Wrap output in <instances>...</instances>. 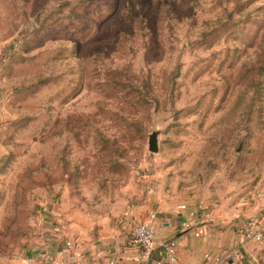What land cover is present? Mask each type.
<instances>
[{"label": "rangeland", "instance_id": "1", "mask_svg": "<svg viewBox=\"0 0 264 264\" xmlns=\"http://www.w3.org/2000/svg\"><path fill=\"white\" fill-rule=\"evenodd\" d=\"M193 192L264 213V0H0V264Z\"/></svg>", "mask_w": 264, "mask_h": 264}, {"label": "crops", "instance_id": "2", "mask_svg": "<svg viewBox=\"0 0 264 264\" xmlns=\"http://www.w3.org/2000/svg\"><path fill=\"white\" fill-rule=\"evenodd\" d=\"M148 199L129 203L111 215L90 218L82 213L80 216L77 212L66 213L65 208H60L52 213L57 218L55 231L48 230L44 244L30 256L41 258L45 264H164L161 244L174 238L180 264H211L209 258L238 250L245 241L240 229L264 216L260 210L241 211L228 201L208 200L203 192L163 200L165 203L156 197ZM181 205H186L188 210H179ZM155 209L159 212L157 246L151 258L143 261L133 234L136 226ZM191 210H196L194 217L189 214ZM244 254L264 259V243L248 242ZM25 263L29 264L27 260ZM242 263L244 260L232 258L223 264Z\"/></svg>", "mask_w": 264, "mask_h": 264}, {"label": "built area", "instance_id": "3", "mask_svg": "<svg viewBox=\"0 0 264 264\" xmlns=\"http://www.w3.org/2000/svg\"><path fill=\"white\" fill-rule=\"evenodd\" d=\"M200 206H202V204ZM179 210H188V207L186 205H181L179 206ZM189 214L191 217H194L196 210H191ZM158 215V211L151 212L149 216L144 221L140 222L134 230L133 241L140 247L141 259L143 261H147L151 258L157 246L156 225ZM185 227L189 228V225L185 224ZM239 233L245 238V241L240 244L239 249L236 251H225L219 256L209 258L211 264L227 263L232 258L242 259L244 260V264H251V259H254V257L250 254H244V251L247 249L248 242L264 243V216L244 225ZM161 247L164 252V264H180L178 257V243L176 239H168L161 244ZM27 261L29 264H45L41 258L36 256L28 257Z\"/></svg>", "mask_w": 264, "mask_h": 264}, {"label": "water", "instance_id": "4", "mask_svg": "<svg viewBox=\"0 0 264 264\" xmlns=\"http://www.w3.org/2000/svg\"><path fill=\"white\" fill-rule=\"evenodd\" d=\"M158 135V132H153L149 136L148 149L151 153H158L159 151Z\"/></svg>", "mask_w": 264, "mask_h": 264}]
</instances>
